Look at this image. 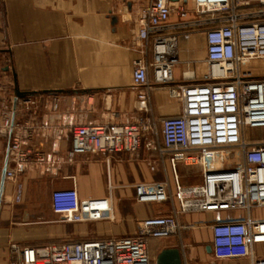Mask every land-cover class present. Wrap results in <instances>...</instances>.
<instances>
[{"label":"crops","instance_id":"crops-1","mask_svg":"<svg viewBox=\"0 0 264 264\" xmlns=\"http://www.w3.org/2000/svg\"><path fill=\"white\" fill-rule=\"evenodd\" d=\"M153 3L0 0V264L13 261V244L43 247L65 243V238L97 241L138 237L143 235L139 225L144 220L172 215V201L138 203L135 191L142 183L173 180L167 159L149 152L145 144L134 153L73 154L71 132L74 125L122 123L137 117L160 125L161 119L181 114L180 101L172 99L166 88L148 90V113L139 105L143 89L134 84L135 63L150 66L154 60L153 40L139 39L141 18ZM166 4L174 11L169 29L160 35L177 37L180 63L174 70L175 81L203 83L205 34L201 29L178 28L196 19L195 0H168ZM183 8L189 13L186 18L180 16ZM15 76L21 92L36 95L16 103ZM149 79H154L151 69ZM7 120L11 127H7ZM16 143L43 158L26 174L12 180L6 177L2 188L3 170L13 165ZM64 189H76L81 200H108L112 215L101 221H65L52 208L53 193ZM253 214L264 219V208ZM245 216L239 210L193 213L181 219L205 222ZM212 238L211 230L193 229L188 252L176 236L167 238L173 240L164 249L180 248L184 264H253L250 259L217 260L213 250H208ZM255 250L264 258V245Z\"/></svg>","mask_w":264,"mask_h":264},{"label":"built area","instance_id":"built-area-1","mask_svg":"<svg viewBox=\"0 0 264 264\" xmlns=\"http://www.w3.org/2000/svg\"><path fill=\"white\" fill-rule=\"evenodd\" d=\"M153 1L141 18L139 39L153 40L154 60L150 66L135 63L134 84L143 89L139 105L148 113V90L166 88L172 99L180 101L181 114L161 119L160 125L137 117L122 123L74 125L71 132L73 154L134 153L145 144L149 152L167 159L173 180L142 183L135 191L138 203L172 201V215L144 220L139 225L143 235L138 237L43 247L13 244L11 264H152L146 237L167 239L184 229L198 228L211 230L217 260L250 259L253 264H264L255 250L264 245V219L253 214L264 208V139L249 138L250 130L264 128V79L241 70L252 61L264 60V0H195L196 19L178 28L201 29L205 34L209 72L203 83L189 85L174 78L180 63L177 37L160 35L169 29L174 9L167 6L168 0ZM188 15L184 8L180 10L182 18ZM11 126L7 120V127ZM42 158L16 143L6 177L12 180L26 174ZM181 164L199 167L201 182L184 185L179 175ZM108 205V200H81L76 189L57 190L52 195L53 211L70 223L110 218L113 209ZM239 210L246 213L244 218L181 219L193 213Z\"/></svg>","mask_w":264,"mask_h":264},{"label":"rangeland","instance_id":"rangeland-1","mask_svg":"<svg viewBox=\"0 0 264 264\" xmlns=\"http://www.w3.org/2000/svg\"><path fill=\"white\" fill-rule=\"evenodd\" d=\"M208 65H206V74H208ZM243 72H250L254 77H258L260 79H264V60H257V61H252L248 63L247 65L243 66L241 68ZM249 138L252 140H263L264 139V128H259L255 130H250L249 132ZM179 175L182 183L186 186L190 185H196L198 184L201 179H202V171L199 167L195 168H188L185 167L184 164H181L179 167ZM172 181V180H171ZM192 221L191 219H187L184 222H189ZM202 222V221H200ZM201 231L202 230H208L205 228H198ZM176 237H180L181 240L184 241L185 246H186V251L188 252L190 250V246L192 245V230H183L181 234L176 235ZM173 239H155V238H150L147 240V246H148V252L152 261V264H156L157 261V256L159 253L162 251V249L165 248V246ZM208 240V239H207ZM66 241V242H65ZM75 242V241H80L78 239H64L63 242ZM210 240L207 241L209 243Z\"/></svg>","mask_w":264,"mask_h":264},{"label":"water","instance_id":"water-1","mask_svg":"<svg viewBox=\"0 0 264 264\" xmlns=\"http://www.w3.org/2000/svg\"><path fill=\"white\" fill-rule=\"evenodd\" d=\"M178 1V0H172ZM187 2V0H185ZM15 84H16V103L23 98L35 96L36 93L31 92H21L18 88L17 78L15 76ZM7 173V166H5L3 170V179H2V188L5 183ZM208 250L211 252L212 247L209 246ZM156 264H184L183 254L180 248H166L163 249L160 254L157 256Z\"/></svg>","mask_w":264,"mask_h":264},{"label":"bare ground","instance_id":"bare-ground-1","mask_svg":"<svg viewBox=\"0 0 264 264\" xmlns=\"http://www.w3.org/2000/svg\"><path fill=\"white\" fill-rule=\"evenodd\" d=\"M187 75H188L189 77H192V76H193L191 73H188ZM94 201H96V200H94ZM109 204H110V203H109ZM94 206H96V204H94ZM103 206H106V204H104ZM108 206L111 207V210L113 209L112 206H111V204L108 205Z\"/></svg>","mask_w":264,"mask_h":264},{"label":"trees","instance_id":"trees-1","mask_svg":"<svg viewBox=\"0 0 264 264\" xmlns=\"http://www.w3.org/2000/svg\"><path fill=\"white\" fill-rule=\"evenodd\" d=\"M186 167V166H185ZM188 168H195V167H188Z\"/></svg>","mask_w":264,"mask_h":264}]
</instances>
